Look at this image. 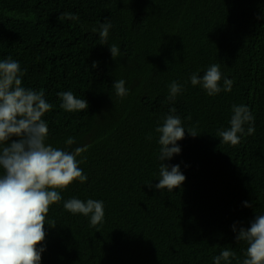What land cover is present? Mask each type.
<instances>
[{
    "label": "trees",
    "instance_id": "obj_1",
    "mask_svg": "<svg viewBox=\"0 0 264 264\" xmlns=\"http://www.w3.org/2000/svg\"><path fill=\"white\" fill-rule=\"evenodd\" d=\"M8 57L26 69L23 86L54 105L46 143L84 149L77 159L87 180L50 206L40 264H214L226 248L234 256L222 264H242L247 244L237 232L264 214V0H0V60ZM212 64L233 81L230 92L208 96L191 84ZM121 79L124 97L113 87ZM173 81L183 91L169 100ZM67 91L88 109H61L57 94ZM233 105L255 117L254 134L234 146L217 135ZM172 107L186 130L181 152L164 163L186 180L157 190L147 185L160 178L155 130ZM71 198L103 201V222L65 210Z\"/></svg>",
    "mask_w": 264,
    "mask_h": 264
},
{
    "label": "clouds",
    "instance_id": "obj_2",
    "mask_svg": "<svg viewBox=\"0 0 264 264\" xmlns=\"http://www.w3.org/2000/svg\"><path fill=\"white\" fill-rule=\"evenodd\" d=\"M60 18L79 20L78 15L72 13H63ZM111 27L110 21L100 25L101 45H107ZM109 50L114 60L120 55L116 44L110 45ZM92 67H96V62ZM25 73L26 69L22 70L12 57L0 60V264H40L45 249L39 245L46 238L50 206L61 201V191L74 181L84 183L87 180L80 167L81 161L77 159L84 149L78 147L68 151L46 143L49 129L44 116L54 105L45 99L43 91L23 86ZM190 82L193 86L200 85L208 96L230 92L233 85L231 79L223 76L219 64H212L202 76L192 74ZM113 87L119 97L128 93L123 79L116 81ZM182 91L183 86L173 81L169 85V100H174ZM57 95L61 101L59 107L65 111L76 112L89 107L86 99L78 98L72 91ZM175 113L176 108H170L155 130L159 133L160 178L158 184L147 185L157 190L173 191L186 180L179 165L164 163L181 152L177 142L185 137L186 129ZM232 113L230 126L218 131L217 135L221 142L234 146L240 143L242 135L254 134L255 117L245 105H233ZM187 132L198 135L194 128ZM65 143L72 145L74 138L69 137ZM245 206L251 207L248 202ZM63 207L72 214L90 217L93 227L103 222V201L71 198ZM233 231H237L235 225ZM236 239L247 244L242 264H264V214L256 215L250 227L239 228ZM233 256V251L226 248L213 258L214 264L229 262Z\"/></svg>",
    "mask_w": 264,
    "mask_h": 264
}]
</instances>
